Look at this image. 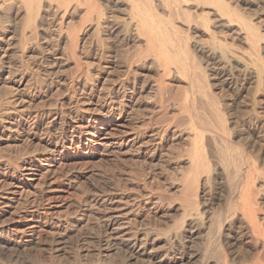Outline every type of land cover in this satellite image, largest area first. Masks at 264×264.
I'll use <instances>...</instances> for the list:
<instances>
[{
	"label": "rangeland",
	"instance_id": "obj_1",
	"mask_svg": "<svg viewBox=\"0 0 264 264\" xmlns=\"http://www.w3.org/2000/svg\"><path fill=\"white\" fill-rule=\"evenodd\" d=\"M105 4L103 26L126 19ZM55 6L44 2L36 37L23 10L0 29V236L18 243L15 253L0 254V264H144L122 249L121 238L131 235L144 237L147 252H156L165 264H199L205 256L216 264L221 253L229 264H238L243 255L264 264V249L246 228L227 230L232 216L225 187L213 183L206 189L199 181L204 176L195 169L199 152H207L202 155L210 165L217 162L211 150L222 140L197 150V116L203 109L196 87L179 78L176 64L170 62L163 72L142 41L140 49L118 42L106 27L99 34L106 57L93 55L97 38L88 28L69 57L66 27L77 23L82 9L60 21ZM159 12L168 19L164 9ZM178 20L174 26L186 33ZM190 35L191 47L196 40L211 43L205 35ZM191 47L192 59L216 84V97L231 105L223 141L244 149L249 162L257 155L264 159V82L256 90L236 64L223 66ZM261 48L264 60L263 43ZM251 162L240 165L241 175ZM261 165L264 173V160ZM251 181L264 214V184L255 175ZM195 213L204 218L203 230L189 218ZM106 220L118 238L109 248L99 244Z\"/></svg>",
	"mask_w": 264,
	"mask_h": 264
},
{
	"label": "bare ground",
	"instance_id": "obj_2",
	"mask_svg": "<svg viewBox=\"0 0 264 264\" xmlns=\"http://www.w3.org/2000/svg\"><path fill=\"white\" fill-rule=\"evenodd\" d=\"M52 1L55 2L56 14L60 16V19H59L60 21H62L63 18H65L69 14H72V13L74 14V12H77V10L82 9L81 10L82 14L79 13L81 14V16H79L77 23L75 22L74 24L70 23V26L66 25L67 26L66 27L67 28L66 38L69 42V48H68L69 57L75 56V52L73 50L74 44L78 40L79 34L81 32L82 34L85 31L87 32L86 28H88L89 31L93 29L92 30L93 35H96V38H97V42L95 43V48L93 50V53H94L93 55L94 56L96 55L99 57H106L104 53L102 52L103 49L101 47L103 45L102 43L103 40L99 38V34L102 28L106 27L108 29V34L114 35V37L116 38V40H118V42L121 40H126L138 48L139 42L142 41L143 42L142 46L145 45L146 52L147 53L152 52L151 54H148V55L149 56L151 55V57H153V60H155L158 66L162 68L163 72L167 71L166 69L169 70L168 64L170 62H171L170 65H172V63L173 65L176 64L177 65L176 72L179 73V78L181 74V79L184 80L186 78L189 81L191 88H193L194 86L196 87L195 88L197 89L196 93L202 99V102L200 101V103L202 107L201 109H203L201 110L203 113L199 111L201 114L197 116V119L199 120V122L201 121L200 123L201 129L196 132V138H195V139H199L200 143L203 145L200 144L197 147V150L198 152H199V149L200 151L202 150L204 151L205 149L203 148L205 147L203 146H207L208 148V146L214 145V143L217 142L218 140L220 142L222 140L220 147L217 146V148H214L216 150H211L212 152L215 151V153L217 154V158H216L217 162L211 163L210 161L211 156H209L208 159L210 160L208 161H210L211 163L210 165L209 162L207 163V161L205 160L206 158L203 156L205 151L204 153L199 152V153H202L203 155L200 154L197 156V158L199 157L200 158L198 159V162H196L195 166L197 168L195 169H199L198 171L204 173V176L199 181L203 183V185L205 184L213 185V183H215V184H218V186L220 185V188L222 186L225 187V189L228 191L229 198H230L227 211L229 215L232 216L228 227L226 226L227 230L234 231L235 229L236 230L241 229V226L244 229L246 228L250 232L251 236L254 238L256 242L255 244H261L262 248L264 249V230H263L264 226L262 227V221L264 222V214L260 213L262 210L260 208V204L257 199V194L259 191L257 192L256 190H254L253 184H251L252 183L251 180L254 177V175L257 176L258 181L260 183L264 184V173L262 171L263 164L261 165V161L264 160L262 158L263 155L262 157H259V155H257V157L254 158V162L250 161L252 163V167L248 168V170L242 174L243 178H241L242 175H241V170L239 167L243 163H246V164L250 163L249 157H247V155L249 154H246L244 149L238 148L237 146L235 147L234 144L231 146L227 141H223L224 140L223 136L228 131L229 122L227 120V115H228L227 111L230 109L231 105L229 104V102L225 100H219L216 97V95L213 92L215 90V89L213 90V88H215L214 86L216 84L209 80L210 75H206L205 73L206 72L205 70L207 69L203 70L199 66L200 64L198 65L197 64L198 62L196 63L194 61L196 59L194 56L195 54L192 55V52L190 51L191 46L189 44L190 38H191L190 33L197 34L196 36L205 35L208 38V40L211 41L210 44H207L209 46L202 45L196 40L193 43L191 48H193L195 52L201 53L202 55L204 54L205 57L207 58L211 57L216 63L223 64V66L225 64L228 65L230 63H232V65L236 64L243 74L249 75L248 78L252 80L253 87L256 90L259 89V87L264 82V60L261 58L262 54L260 52V50L263 48V47L261 48V44L262 43L264 44V0H156L155 3L153 2L154 0H58V1L57 0H0V29L5 30L3 26L11 23V18L16 16V14L19 13L18 12L19 10H23L24 15H25V22L29 25L30 24L33 25L30 28V30H28L27 28L26 29L30 31L32 36L36 37V28L38 27V22L42 21V19L44 18V17L42 18V15L40 13L41 10L44 9V2H46V4L47 3L49 4ZM103 3H106L108 5V8L110 7L109 9L116 10L117 13L118 12L125 13L126 19L120 18L121 19L120 21L119 19L118 20L115 19L116 21H111L107 25L103 26L102 22H104V20L107 19V18H104L106 17L104 16V10H106L107 8L106 9L102 8ZM106 4L104 5L105 7H107ZM17 5L20 7H18ZM159 9L161 10L164 9L166 11L165 13H167L168 19L162 20L161 19L163 18L161 16L162 14L160 15L161 18L159 17V14H158ZM109 19L111 18L109 17ZM174 19H179L178 22H182L187 34L185 32L184 34H182L183 32L181 33L178 31L177 26H174L173 24ZM35 23H37V25H34ZM27 27L29 26L27 25ZM20 30H22V28ZM226 33L230 35L228 37H231L230 41L232 43L228 42L229 38L226 36ZM234 42L242 43V45L246 46L248 51L246 50V48L244 49L237 48L238 45L237 47H235ZM136 51L138 50H135V52ZM144 57H147V56H144ZM192 57H194L195 59L193 60ZM232 65L230 66L232 67ZM210 69H211V66H210ZM222 75H219L220 78L223 77ZM220 80L221 79H219V81ZM235 80L237 81L236 78ZM235 80L233 78V81ZM242 81H244V77ZM160 82H161V79H160ZM162 86H161V83L157 86V91L159 93V96L161 92H163L162 89H164L162 88ZM228 89H229V86H228ZM192 100L194 99L192 98ZM235 104L237 105V103ZM196 114H199V113H196ZM235 116L237 115L235 114ZM208 126H210L211 129H209ZM194 128L195 126L193 124V130ZM193 136H195V134ZM195 143H196V140H195ZM206 153H205V156L207 155ZM254 153L255 152H253V154ZM260 158H262V160ZM216 159L214 158V160ZM230 167L232 168L230 169ZM200 172H198L197 174H199ZM199 181H197V183ZM206 185H205V188L207 187ZM193 212H195V210ZM199 215L198 213H195L193 215H190L189 218L193 222V224H195V226H200L199 228L203 230L201 221L204 218L202 217L203 219H199L200 217ZM260 215L262 216V219ZM227 219L229 220L230 217ZM219 223H222V222H219ZM189 225H192V224L190 223ZM102 226H103L102 229H104V234L103 236L100 235L101 238H99V244H102V246H105L104 248L106 247L109 248L111 245H114L117 243V242L115 243V241H118L117 240L118 238L116 237V233L114 232V230L111 231L109 229V226H110L109 220H106V222ZM114 229H118V228L116 227ZM209 230L211 231L210 227H209ZM134 232L135 231H133V233ZM216 234L214 236H216ZM238 238H239V234H238ZM142 239H140L139 236H136V235H131L127 237L126 239H122V238L121 240L119 239L122 245V249L125 250L129 259H134V258L138 259V257L140 258L142 257L143 259H145L144 264H165L162 260V257L158 255L156 252L154 253H151L152 251L151 252L149 251V253L147 252V245L145 242H143L145 240H142ZM252 242L253 241L251 240V243ZM17 244L0 236V254L4 250H9L11 251V253H15L18 250ZM205 257L200 259L199 264H210V262L207 259H205ZM164 258L165 257H163V259ZM192 258H194V256L188 259L191 260ZM125 262L120 261L119 264H127ZM216 264H229V263L225 260V256L223 255V253H221L220 256L216 260ZM238 264H262V263L258 260L251 261L248 256L245 258V256L243 255Z\"/></svg>",
	"mask_w": 264,
	"mask_h": 264
}]
</instances>
